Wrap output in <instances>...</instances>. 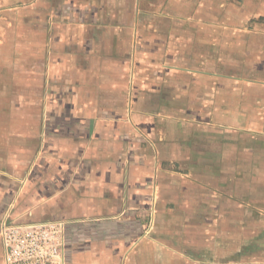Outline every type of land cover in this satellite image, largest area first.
<instances>
[{"label":"crops","instance_id":"1","mask_svg":"<svg viewBox=\"0 0 264 264\" xmlns=\"http://www.w3.org/2000/svg\"><path fill=\"white\" fill-rule=\"evenodd\" d=\"M243 126L264 0H0V231L64 222V264H264Z\"/></svg>","mask_w":264,"mask_h":264},{"label":"built area","instance_id":"2","mask_svg":"<svg viewBox=\"0 0 264 264\" xmlns=\"http://www.w3.org/2000/svg\"><path fill=\"white\" fill-rule=\"evenodd\" d=\"M6 264H64L65 225L49 221L1 225Z\"/></svg>","mask_w":264,"mask_h":264},{"label":"rangeland","instance_id":"3","mask_svg":"<svg viewBox=\"0 0 264 264\" xmlns=\"http://www.w3.org/2000/svg\"><path fill=\"white\" fill-rule=\"evenodd\" d=\"M239 137H240V145H241V151L246 152L248 149H252L254 153H256L257 157L260 156V158H257V166H263L264 162V131L263 128H257L255 133L252 131H249L247 128L244 126L240 128L239 130ZM250 135V137H248ZM247 138H251L250 141H247ZM244 140V141H243ZM242 165V163L240 164ZM242 170V169H241ZM242 177V176H241ZM248 181L245 182L244 185L247 186Z\"/></svg>","mask_w":264,"mask_h":264}]
</instances>
